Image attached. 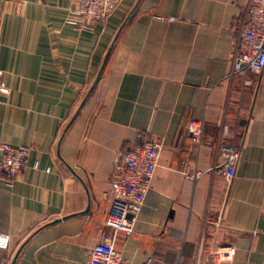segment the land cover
<instances>
[{"label": "crops", "instance_id": "1", "mask_svg": "<svg viewBox=\"0 0 264 264\" xmlns=\"http://www.w3.org/2000/svg\"><path fill=\"white\" fill-rule=\"evenodd\" d=\"M247 3L122 0L78 31L66 0H0V142L30 148L23 173L0 178V232L11 239L0 261H85L113 233L115 160L158 139L133 232L116 236L126 261L197 264L233 246L230 264H264V69L231 72ZM193 119L204 121L200 144ZM224 127L240 149L232 179L213 170Z\"/></svg>", "mask_w": 264, "mask_h": 264}, {"label": "built area", "instance_id": "2", "mask_svg": "<svg viewBox=\"0 0 264 264\" xmlns=\"http://www.w3.org/2000/svg\"><path fill=\"white\" fill-rule=\"evenodd\" d=\"M69 15L66 23L78 31H89L92 24L87 22L106 19L121 4L122 0H66ZM177 17H171L176 20ZM238 37L233 47L232 74L260 72L264 69V0H248L247 5L234 18ZM4 70L0 68V123L2 122V99L9 88L2 82ZM193 142L203 141L204 121L193 119L187 125ZM236 134L224 127L218 147V161L213 170L232 179L240 158L239 146L235 143ZM161 142L153 139L142 146L121 152L114 162L109 195L111 206L106 225L113 233L103 234L100 241L90 250L88 258L81 264H131L115 247L119 233L130 235L141 211L146 194L151 189V181L159 160ZM0 178L12 184L28 165L30 148L16 147L8 142H0ZM132 215L131 217L129 215ZM10 236L0 232V249H9ZM235 247L229 246L209 254L206 261L197 264H230ZM0 264H11L0 261ZM140 264H155L153 256H148ZM161 264H178L175 261Z\"/></svg>", "mask_w": 264, "mask_h": 264}, {"label": "water", "instance_id": "3", "mask_svg": "<svg viewBox=\"0 0 264 264\" xmlns=\"http://www.w3.org/2000/svg\"><path fill=\"white\" fill-rule=\"evenodd\" d=\"M129 216L131 217L132 215L130 214ZM11 264H15V260H13Z\"/></svg>", "mask_w": 264, "mask_h": 264}]
</instances>
